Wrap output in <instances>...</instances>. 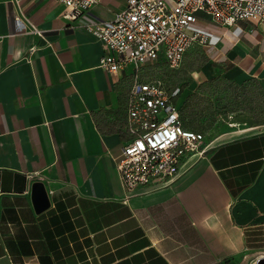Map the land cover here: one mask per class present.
<instances>
[{
    "label": "crops",
    "instance_id": "1",
    "mask_svg": "<svg viewBox=\"0 0 264 264\" xmlns=\"http://www.w3.org/2000/svg\"><path fill=\"white\" fill-rule=\"evenodd\" d=\"M126 3L101 0L90 14L111 20ZM65 11L55 0H0V264H255L264 126L221 133L175 180L128 196L116 157L131 138L132 68H102L107 49L88 17ZM22 12L43 35L16 19ZM200 22L217 41L203 74L264 88V25L219 26L203 13Z\"/></svg>",
    "mask_w": 264,
    "mask_h": 264
},
{
    "label": "built area",
    "instance_id": "2",
    "mask_svg": "<svg viewBox=\"0 0 264 264\" xmlns=\"http://www.w3.org/2000/svg\"><path fill=\"white\" fill-rule=\"evenodd\" d=\"M55 1L65 5L64 16L70 20L88 17L85 27L107 49L100 58L102 68L113 72L132 68L126 103L131 138L116 157L128 196L172 182L186 158L204 154L213 138L184 126L180 102L175 100L180 88L170 92L161 78L145 72V66L165 62L177 69L193 45L216 44L200 22L202 13L219 26L244 20L264 25V0H127L111 20L91 16V8L101 0ZM16 19L28 31L43 35L23 12ZM35 51L36 47L30 49L29 58Z\"/></svg>",
    "mask_w": 264,
    "mask_h": 264
},
{
    "label": "rangeland",
    "instance_id": "3",
    "mask_svg": "<svg viewBox=\"0 0 264 264\" xmlns=\"http://www.w3.org/2000/svg\"><path fill=\"white\" fill-rule=\"evenodd\" d=\"M212 52L204 45H193L185 55L182 65L177 69H171L167 64L154 63L145 66V72L152 77L161 78L170 92H173L181 85H186L182 97L192 93L198 85L207 78L203 74L205 66L212 59ZM219 63L218 60L215 62ZM222 75V74H216ZM215 75V76H216ZM214 77V76H213ZM212 78V77H210ZM239 82V81H238ZM243 82V81H241ZM251 85H258L256 81ZM226 92H204V95L212 102L214 114L211 117V126L205 131L208 138H214L221 133L237 130L244 133L251 130H244L249 127L264 126V112L251 109L260 104L257 95L251 101L243 103L240 98L231 99L235 104L231 108L230 101L226 99ZM252 107V108H253ZM256 108V107H254Z\"/></svg>",
    "mask_w": 264,
    "mask_h": 264
},
{
    "label": "trees",
    "instance_id": "4",
    "mask_svg": "<svg viewBox=\"0 0 264 264\" xmlns=\"http://www.w3.org/2000/svg\"><path fill=\"white\" fill-rule=\"evenodd\" d=\"M166 64L165 62H160ZM169 67V66H168ZM170 68V67H169ZM256 81L258 85H251ZM186 85H181L176 101L180 102V114L184 126L187 129L204 132L211 126V117L215 113L212 102L204 95V92H226V99L230 101L231 108L235 104L231 99L240 98L243 103L251 101L257 95L258 104L251 107L264 112V88L257 78L246 79L238 82L224 75H216L206 79L198 85V88L187 96L182 97Z\"/></svg>",
    "mask_w": 264,
    "mask_h": 264
},
{
    "label": "water",
    "instance_id": "5",
    "mask_svg": "<svg viewBox=\"0 0 264 264\" xmlns=\"http://www.w3.org/2000/svg\"><path fill=\"white\" fill-rule=\"evenodd\" d=\"M35 196H36V200H37V204H39V206H45V204L48 203V199L47 196L45 194V191L43 189V185L41 183H37L35 185ZM256 264H264V255L260 256L257 261Z\"/></svg>",
    "mask_w": 264,
    "mask_h": 264
},
{
    "label": "bare ground",
    "instance_id": "6",
    "mask_svg": "<svg viewBox=\"0 0 264 264\" xmlns=\"http://www.w3.org/2000/svg\"><path fill=\"white\" fill-rule=\"evenodd\" d=\"M256 264V263H255Z\"/></svg>",
    "mask_w": 264,
    "mask_h": 264
}]
</instances>
